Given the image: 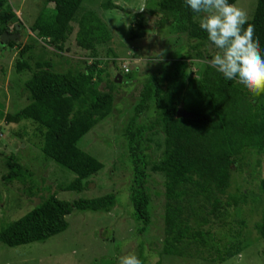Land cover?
<instances>
[{
    "label": "trees",
    "instance_id": "16d2710c",
    "mask_svg": "<svg viewBox=\"0 0 264 264\" xmlns=\"http://www.w3.org/2000/svg\"><path fill=\"white\" fill-rule=\"evenodd\" d=\"M83 1L46 0L51 7L28 24L17 16L8 0H0V37L15 33L29 40L26 44L19 39L0 42V51L16 49L12 82L27 93L24 105L4 112L9 98L0 89V117L4 114L7 125H20L16 135L36 147L43 154L42 161L54 165L59 172L73 174L62 190L76 194L85 191L90 178L104 167L97 156L80 147V142L99 123L113 116L117 108L115 95L122 88L119 86L130 85L136 74L116 61L107 23L94 12L84 10ZM101 6L117 8L110 1ZM146 18L158 26L160 34L164 31L166 37H176L168 40H172V52L165 50L153 74L135 87L137 100L130 110L124 108L126 123L108 144L120 147L113 169L120 164L126 171L124 202L118 203L117 193L72 201L49 194L21 218L9 223L6 218L0 221V245L15 248L45 243L68 229L67 217L74 212L107 214L123 205L129 226L133 224L130 239H137L135 253L144 264H151L154 254L159 258L156 264H163L172 258L204 259L205 253L215 255L209 257L211 262L223 263L243 251L240 228L234 229L236 240L223 248L214 239L212 228L221 227L223 222L219 224V220L224 219L230 207L247 204V193L230 183L232 167L239 166L251 178L254 165H259V157L264 155V94L253 96L208 64L214 46L200 28L201 14L191 11L184 0L147 1L144 10L132 18L129 40L148 33ZM249 23L254 25L264 53V0H257ZM75 24V46L85 58L77 68L67 66L59 71L63 68L55 63L67 64L62 53L69 50L66 45ZM25 27L30 32L28 36ZM180 45L183 49L175 50ZM0 73L4 74L5 68L1 67ZM25 73L29 78L19 81L18 75ZM117 74L121 76L120 83L113 80ZM179 108L194 118L176 117ZM0 154L6 169L1 181L20 184L26 195L43 190L44 178L38 179L20 157ZM253 156L257 160L251 163ZM229 187L238 193L228 194ZM258 191L262 207L253 230L264 241V177L259 179ZM251 201L252 205L256 202ZM235 223L237 227L245 226L243 220ZM152 226L158 228L159 236L144 238ZM106 238L113 239L108 234ZM128 240H119L118 253L122 242L126 244ZM104 264L114 262L105 260Z\"/></svg>",
    "mask_w": 264,
    "mask_h": 264
},
{
    "label": "rangeland",
    "instance_id": "374dc122",
    "mask_svg": "<svg viewBox=\"0 0 264 264\" xmlns=\"http://www.w3.org/2000/svg\"><path fill=\"white\" fill-rule=\"evenodd\" d=\"M45 1L8 0L17 16L28 24L34 21L39 12L51 7L52 3H46ZM107 1L115 4L117 8H102L101 5ZM147 1L150 2V0H84L82 4L84 10L94 12L107 23L112 38L110 48L118 56L116 61L122 67L128 66L131 68L132 74L136 73L134 74V81L130 85H124L123 83L119 86L122 88L115 95L114 104L117 108L113 111V116L99 123L80 142V147L84 151L97 156L104 165L96 176L90 178L85 191L76 194L75 192L62 190V187L72 180L73 174L59 172L54 165L42 161V158L44 160L43 154L32 144L16 135L20 125H7L2 117L4 114H2L0 117V126H2L0 153H3L4 156L13 154L18 158L20 157V161L23 164L25 163L37 175L38 179L40 177L44 178V182L41 185L43 190L40 188L41 191L37 192V194L35 193V195H26L22 191L20 184H5L1 181V175L6 169L3 157L0 154V221L6 218L9 219L7 220L9 223L21 218L39 204L42 200L41 198H46L49 194H56L60 199L72 201L78 197L94 198L108 193H117L118 203L124 202L125 198L122 199V195H127L128 185L126 171L121 168L120 164H118V168L113 169V162L120 154V147L117 143H114L112 147H109L108 144L112 143L116 135L121 133L122 125L126 123L125 115L123 114L124 108L125 110H130L133 101L137 100L138 90L135 87L140 86L144 82L145 76L153 74L157 68L155 64L159 60L160 53H165L164 51L167 49L171 51L174 48L171 45V41L176 37H169L168 35L166 37L167 32L164 31L160 34L158 26L152 20L146 18L144 23L148 33L140 39H128V29L132 18L135 14L144 10ZM256 2L257 0H236L234 4L245 10L250 20ZM73 26L74 34L66 45L69 50L62 53L66 57L67 64L60 65L55 63L56 67L60 66L63 68L59 71L65 70L67 66L72 69L77 68L78 66L76 65L85 58L83 52L79 51L75 46L74 38L77 26L76 24ZM24 31L27 36L30 34L28 28ZM26 38L25 36L23 40L20 37L17 39L22 44H26L29 42ZM169 39L172 40L168 42ZM181 49H183L182 45L175 50ZM13 50L0 51V68H5V73H0V89L9 98L4 112L13 111L12 109L19 108L27 102L26 91L23 90V87L13 85L12 82V79H14L12 68L16 56V49ZM105 50L106 47L103 52ZM55 60L59 62L58 57H55ZM25 78H29L28 73L18 75L19 81H24ZM122 114L123 116H121ZM36 155L38 158L34 157ZM259 158V165H254V173L251 178L239 166L232 167L230 183L239 188L240 191L246 192L248 201L246 205H238L235 209L233 206L230 207L224 219L222 221L219 220V224L223 222L221 227L220 225H214L212 228L214 239L221 244V248L228 242L236 240L234 229L240 228L243 236V251L223 263L211 262L209 257L214 258L215 255L208 256L205 253L204 259H198L193 255L194 257L183 259L172 258L171 260H164L163 264H264V241L259 240L253 230V224L258 221L262 207L258 183L259 179L264 177V155ZM30 159H35L37 162L29 161ZM256 160V156H253L250 162L253 163ZM45 166L48 167L44 168ZM45 188L49 189L45 190ZM227 193L237 194L238 192L233 187H229ZM252 199L256 200L253 205L251 204ZM159 207H156V210ZM124 208L123 205H117L107 214L74 212L67 217L69 222L68 229L61 234L53 236L45 243H33L30 246L15 248L0 245V264H104L105 260H112L114 264H118V259L122 254L128 251L135 252L137 249V239H130L133 236L131 233L133 224L131 223L129 226L128 220L130 219L125 214ZM239 220H243L245 226L237 227L235 222ZM106 229H108V236H112L113 239L108 240L106 238L107 234L104 232ZM110 231H113V233ZM158 231L157 227L152 226L149 233L144 235V238L156 239L159 236ZM126 238H129V240L126 244L122 242V251L118 253L116 248L119 240H125ZM157 249L159 251L160 244Z\"/></svg>",
    "mask_w": 264,
    "mask_h": 264
},
{
    "label": "clouds",
    "instance_id": "9594fccd",
    "mask_svg": "<svg viewBox=\"0 0 264 264\" xmlns=\"http://www.w3.org/2000/svg\"><path fill=\"white\" fill-rule=\"evenodd\" d=\"M184 3L194 13L201 14L200 28L214 46L208 64L253 96L264 94V53L247 12L229 0H184ZM158 259L153 256L151 264H156ZM118 264H144V261L134 251H128L119 257Z\"/></svg>",
    "mask_w": 264,
    "mask_h": 264
},
{
    "label": "water",
    "instance_id": "95a60500",
    "mask_svg": "<svg viewBox=\"0 0 264 264\" xmlns=\"http://www.w3.org/2000/svg\"><path fill=\"white\" fill-rule=\"evenodd\" d=\"M18 36L16 34H8V33H3L0 37V41L3 43V42H8L9 39L12 40V41H15L16 42V38ZM121 81V76L119 74H117L114 78V82L116 83H120ZM176 117H179V118H186V119H191V118H194V115L191 114V113H188L186 111H184L183 109H178L177 110V115Z\"/></svg>",
    "mask_w": 264,
    "mask_h": 264
}]
</instances>
